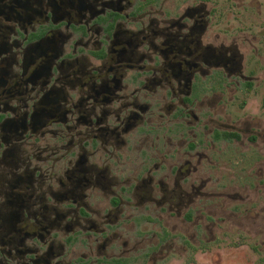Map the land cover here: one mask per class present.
<instances>
[{
	"label": "flooded vegetation",
	"instance_id": "af4514ba",
	"mask_svg": "<svg viewBox=\"0 0 264 264\" xmlns=\"http://www.w3.org/2000/svg\"><path fill=\"white\" fill-rule=\"evenodd\" d=\"M219 1L0 0V264H168L248 201L261 41Z\"/></svg>",
	"mask_w": 264,
	"mask_h": 264
},
{
	"label": "rangeland",
	"instance_id": "374dc122",
	"mask_svg": "<svg viewBox=\"0 0 264 264\" xmlns=\"http://www.w3.org/2000/svg\"><path fill=\"white\" fill-rule=\"evenodd\" d=\"M219 2L226 23L230 19L238 34L261 41L257 60L264 63V0H235L236 5L230 0ZM262 142L257 146L264 153ZM246 151L257 153L252 147ZM235 189L248 201L213 206L209 216L204 213L196 246L185 245V253L175 249L168 264H264V160L248 158L238 164Z\"/></svg>",
	"mask_w": 264,
	"mask_h": 264
}]
</instances>
